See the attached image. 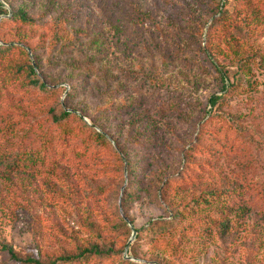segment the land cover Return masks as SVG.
<instances>
[{
  "label": "rangeland",
  "instance_id": "obj_1",
  "mask_svg": "<svg viewBox=\"0 0 264 264\" xmlns=\"http://www.w3.org/2000/svg\"><path fill=\"white\" fill-rule=\"evenodd\" d=\"M9 1L33 22L7 20L0 0V46L24 48L0 56V159L25 148L34 160L0 168V264H16L3 244L43 264L92 245L108 257L70 264H264V0ZM32 52L52 90L18 70ZM88 59L103 73L78 67ZM66 105L101 124L124 163L111 152L98 169L91 155L68 157L83 135L62 158L44 150L43 131L57 139L66 128L48 112ZM149 135L151 147L136 145ZM198 141L212 147L200 167L190 155L201 152L186 154ZM221 189L234 190L232 203L208 193ZM204 194L210 205H194ZM176 204L190 205L185 216ZM156 219L172 230L158 231Z\"/></svg>",
  "mask_w": 264,
  "mask_h": 264
},
{
  "label": "trees",
  "instance_id": "obj_2",
  "mask_svg": "<svg viewBox=\"0 0 264 264\" xmlns=\"http://www.w3.org/2000/svg\"><path fill=\"white\" fill-rule=\"evenodd\" d=\"M12 9L11 15H9L7 20H15L19 21L21 23H31L33 22V17L30 15L29 11L23 7H17L15 8L13 4L9 0H4ZM2 6V3L0 2V7ZM4 10L0 9V13H3ZM221 13V12H220ZM222 15V14H221ZM221 19V16L218 18H215L209 27H212L216 21ZM18 49L19 51L24 52L23 47H18L14 45H7V46H0V56H8L14 52V50ZM34 56V62H27V64H23V66H19L18 70L25 72L24 80L27 83V85H31L33 87H39L40 89L44 90H52L51 88H47L46 83L41 80V78L37 75V71H40L41 69L36 61L35 57L36 54L32 52ZM99 61H93V60H83L81 62H77L78 67L81 69H85V71H88L86 69H90L93 75H99L101 74L102 68L97 66ZM103 82L106 85H110L109 80L102 79ZM139 86V85H138ZM111 90V89H110ZM133 90H136L134 95H140L141 90L140 86L137 87L134 86ZM70 94V93H69ZM67 94V95H69ZM67 98V97H66ZM216 98L211 99L212 105L215 104ZM156 111L158 113H166L169 109V103H167L166 100H160V103L158 106L155 107ZM142 111H145V109H141ZM75 109L68 108L66 105L65 107H61L59 112L54 111V109H50L48 114L50 117V120L53 124L56 125H62L63 127H66L61 134H57V139H54V135L48 132V130L43 131L42 133V142L44 144V150H51L52 152L61 150V153L59 157L65 156V149H67L69 146L68 142L74 138H79L81 135L82 138L79 142H76L73 146H71V150L68 153V157L75 156L77 153H79L80 156L85 155H91L93 157V162L95 164L94 169H98L101 167V165H106V163H109L110 160H106L104 157V154H107L108 152H111L117 163H124L123 155L125 153V150L120 146L118 143V147L115 148L112 146L111 141L107 138V132L104 130V127L101 124H97L94 121V118L89 116L87 112L81 111L82 115L79 116L75 112ZM78 113V112H77ZM83 117H89L91 121L90 124L83 118ZM72 118H77V124L75 125H68V123L71 121ZM93 125H97L100 130L94 129ZM3 131H8L6 127H2ZM149 129V128H148ZM12 135H15V133L11 132ZM141 136L137 135V138L139 139ZM201 137V130L199 131L198 138ZM115 143H117L115 140H113ZM136 145L151 147L153 145V138L152 135H149V141L144 140L141 138L140 142H138ZM212 150L211 146L205 145V144H199V141L196 143V145H191L186 151V154L188 152L195 153L198 155V153L201 152L198 156H191L193 159V163L197 165V167H200L203 163L201 162V157H204L205 153H209L208 151ZM5 155H13L12 159L9 161L2 157L0 159V168H4L8 171H16L23 167H25L27 164L31 165L34 159L29 158L27 154H25V148H19V149H10L5 148ZM190 165L189 160L187 159L185 161V166ZM125 170V169H124ZM189 177V174L182 172V175H179L176 178H170L166 181L164 185V189H166L168 186L170 187L172 184L178 182L179 180H187ZM140 187H144L142 185V182L140 184ZM211 195H215V198L219 200L223 205H228L232 199L234 198V190H214L208 192ZM212 200L209 199V196L207 197L205 194L200 195L199 197L195 198L193 200L194 205L200 207L201 205L207 203V206L210 205ZM232 203V202H231ZM179 204L175 205V213L181 217L185 216L187 214L188 206L190 205H182L179 208ZM174 213V214H175ZM172 224L173 221L170 219H156L153 221L152 225L156 226L158 231L161 233H169L172 230ZM2 249L6 250L11 259L15 260L16 264H43L39 259L33 258V257H25L21 258L19 257L16 252L14 251L12 245L10 244H3ZM108 253L103 252L100 250V248L97 245H92L90 247H85L81 249L77 254L72 253H63L58 255L55 259L51 260L48 264H70L74 262H85L90 259V257H97L105 259L108 256Z\"/></svg>",
  "mask_w": 264,
  "mask_h": 264
},
{
  "label": "water",
  "instance_id": "obj_3",
  "mask_svg": "<svg viewBox=\"0 0 264 264\" xmlns=\"http://www.w3.org/2000/svg\"><path fill=\"white\" fill-rule=\"evenodd\" d=\"M84 119L90 124V122H89L86 118H84ZM124 219H125V220H128L126 217H125ZM136 232H137V230L133 229V233H132V237H131V239L134 238ZM131 239L128 241L126 248L129 246V244H130V242H131Z\"/></svg>",
  "mask_w": 264,
  "mask_h": 264
}]
</instances>
